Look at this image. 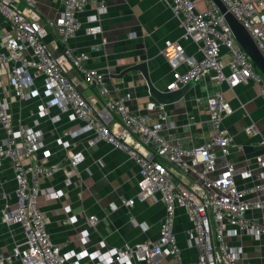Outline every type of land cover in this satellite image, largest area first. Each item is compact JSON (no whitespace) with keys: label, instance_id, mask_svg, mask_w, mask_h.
Returning <instances> with one entry per match:
<instances>
[{"label":"built area","instance_id":"built-area-1","mask_svg":"<svg viewBox=\"0 0 264 264\" xmlns=\"http://www.w3.org/2000/svg\"><path fill=\"white\" fill-rule=\"evenodd\" d=\"M59 1L58 16L41 26L28 16L34 0H0V166L2 161L8 163L14 182L13 207H2L0 222L16 226L21 236L8 255L0 251V264H84V261L87 264H158L162 260L182 264L173 228L176 209L183 210L188 218L184 238L187 248L195 251V264H239L241 247L229 245L225 238L240 234L256 242L264 238V224L245 216L251 211L264 216V139H258L263 151L252 158L254 170L246 169L238 174L250 183L237 186L228 156L232 149L241 150V146L234 144L222 127L227 115L220 91L206 101L210 136L204 143L184 150L162 136L161 133L171 127L165 117L151 121L144 115L130 114L126 109L129 94L110 90L103 72L85 68L86 54L64 49V60L80 76L83 86L95 88L100 110L117 118L118 130L110 131L101 112L83 98L43 41L49 30L65 44L82 28L78 17L87 0ZM160 1L176 19L181 30L180 39L193 44L199 55L198 59L186 56L179 43L163 42L160 54L173 72L166 90H176L188 82L207 78L218 87L224 85L228 89L249 82L264 99V78L236 44L222 16L209 0L203 11H198L192 0ZM219 2L246 31L264 60V14L261 12L264 0ZM104 12L102 5L94 8L87 22L89 26L85 28L87 33L100 34V29L93 24ZM100 43L103 44V40ZM31 100L37 102L35 111L39 118H47L55 124L58 115L52 116L51 111L56 110L67 114L70 122L79 123V131L87 135L82 140L83 148L104 143L136 164L134 200H150L163 207L155 240L119 248L106 247L104 242L98 241L92 252H63L50 241L45 230L46 220L37 206L42 193L41 182L61 169L75 168L82 154L63 141V138L78 136L77 131L67 130L57 139L64 151V164L44 166L35 160L37 153L45 158L49 156L44 150L41 132L13 120L10 113L13 103ZM155 106L149 103L145 110L152 111ZM244 134L250 138L259 137L253 124L244 128ZM169 167L184 178L191 177L189 184L175 179ZM45 195L55 201L62 196L60 190L50 189L45 190ZM134 200H126L122 206L130 207ZM63 211L67 214L66 223L73 224L75 218L70 215L69 206H64ZM86 221L94 226V216H88ZM82 236L86 238V232H82Z\"/></svg>","mask_w":264,"mask_h":264},{"label":"crops","instance_id":"crops-1","mask_svg":"<svg viewBox=\"0 0 264 264\" xmlns=\"http://www.w3.org/2000/svg\"><path fill=\"white\" fill-rule=\"evenodd\" d=\"M192 1L198 11H203L207 0ZM99 5L105 8V12L97 16V22L93 26L100 29V34H89L85 31L89 26L87 22L94 14V8ZM60 9L59 0H34V7L28 16L32 21L45 26V21L56 18ZM261 12L264 14V9ZM78 18L82 28L68 38L65 44L49 30L43 41L62 72L76 84L83 98L97 112H101L106 127L116 132L117 118L112 113L100 110L101 104L95 88L83 86L80 76L64 60V49L86 54L87 60L83 63L85 68L103 72L106 86L110 90H115L117 94H129L126 109L130 114L144 115L151 121L160 118L159 107L155 106L152 111L145 110L146 105L153 102L139 73L125 74L119 80L110 76L144 62L148 79L154 88L159 91H174L166 90L173 79V72L160 54L163 42L179 43L186 56L198 59L199 55L193 44L180 39L181 30L169 8L160 0H96L95 3L93 0H87L86 7ZM101 40L103 44L100 43ZM223 52L221 50V53ZM222 62H226L225 58H222ZM216 91L221 92L226 105L227 116L222 121V127L231 136L233 143L241 146V150L232 149L228 156L236 175L235 183L237 186L249 184L250 181L242 180L238 174L246 169L254 170L252 158L263 151L258 146V139H264V99L258 95V90L253 84L248 82L228 89L224 85L218 87L207 78L195 82L179 102L160 107L166 120H171V127L161 134L184 150L204 143L211 134L206 101ZM36 106L37 102L31 100L15 102L10 107L13 120L22 121L31 129L41 132L44 150L49 156L45 158L41 153H37L35 160L44 166L64 164V151L61 141L58 142L57 139L67 130L77 131L78 136L63 138V141L82 154V160L75 168L61 169L41 182L42 193L38 197L37 206L46 220L45 230L50 241L63 252H92L98 241L104 242L106 247L119 248L155 240L163 207L160 203L150 200H134L138 170L136 164L124 153L104 143L83 148L82 140L87 135L79 131V123L70 122L67 114L52 110V116L58 115V122L52 124L47 118L37 116ZM249 124H253L259 132V137L250 138L244 134V128ZM1 136L0 133V138ZM169 169L180 183L189 184L191 177L184 178L174 168ZM46 189L60 190L62 196L56 201L49 200L45 195ZM13 190L12 172L8 163L2 161L0 213L4 205L13 207ZM126 200H134L132 206H122V202ZM66 205L70 208V215L75 218L73 224L65 221L67 214L63 207ZM88 216H94V226L87 223ZM245 216L264 224V216L261 217L259 212L251 211ZM188 226L184 211L176 209L173 228L182 264H195V251L187 248L184 238V230ZM82 232H86V238L82 236ZM20 237L16 226H7L0 222L2 254L8 255L13 244L20 241ZM225 239L229 245L241 247L239 264H264V238L256 242L250 236L240 234L235 238ZM84 264L87 262L84 261ZM158 264L170 262L162 260Z\"/></svg>","mask_w":264,"mask_h":264},{"label":"water","instance_id":"water-1","mask_svg":"<svg viewBox=\"0 0 264 264\" xmlns=\"http://www.w3.org/2000/svg\"><path fill=\"white\" fill-rule=\"evenodd\" d=\"M209 1L217 8L219 14L222 16L223 21L228 26L236 44L245 53L258 73L264 78V60L255 48L246 31L235 21V19L230 14L225 11L219 0ZM132 72L139 73L140 77L143 79L149 98L156 106L162 108L179 102L185 96V94L195 85L194 82H188L174 91H159L150 83L147 76V67L144 62H139L137 64L129 66L118 74L110 77L119 80L125 74ZM162 108H159L160 117H165V113ZM167 122H171L170 118L167 119Z\"/></svg>","mask_w":264,"mask_h":264}]
</instances>
